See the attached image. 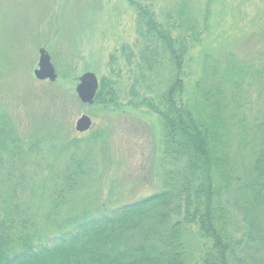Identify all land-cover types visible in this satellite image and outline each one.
Instances as JSON below:
<instances>
[{"label":"rangeland","instance_id":"1","mask_svg":"<svg viewBox=\"0 0 264 264\" xmlns=\"http://www.w3.org/2000/svg\"><path fill=\"white\" fill-rule=\"evenodd\" d=\"M183 6L200 41L185 59L176 100L194 106L204 56H211L219 63L225 116L247 119L246 138L239 137L241 127L232 128L227 151L234 170L242 175L264 157V0H0V128L22 140L27 153L12 161L16 172L0 188V207L13 196L50 238L67 219L86 221L161 189L162 172L172 166L161 167L159 119L146 101L160 103L169 70L146 68L137 19L143 11L158 23L176 21ZM41 49L55 69L53 83L33 76ZM230 68L235 83L223 79ZM205 70L211 83L213 69ZM85 73L96 76L97 93L103 92L91 106L75 93ZM108 83L117 103L105 95ZM83 115L92 125L78 133Z\"/></svg>","mask_w":264,"mask_h":264},{"label":"trees","instance_id":"2","mask_svg":"<svg viewBox=\"0 0 264 264\" xmlns=\"http://www.w3.org/2000/svg\"><path fill=\"white\" fill-rule=\"evenodd\" d=\"M168 18L158 23L140 11L137 19L146 68L169 70L160 103L146 101L159 119L161 167L172 166L162 172L161 189L86 221L67 219L50 238L42 237L33 212H21L18 200L7 195L0 207V264H264V157L242 175L234 170L227 151L232 128L241 127L239 137L246 138L247 119L225 116L223 81L216 79L219 63L211 56H204L203 67L213 69L212 82L203 69L194 106L176 100L184 88L179 78L185 59L200 32L185 6L178 20ZM124 48L128 61L130 48ZM223 79L235 83L234 68ZM103 86L117 103L112 85ZM102 96L99 91L95 101ZM11 137L2 125L0 188L13 183L12 161L27 154L22 140ZM22 177L15 179L23 182ZM68 180L73 187L74 177Z\"/></svg>","mask_w":264,"mask_h":264},{"label":"water","instance_id":"3","mask_svg":"<svg viewBox=\"0 0 264 264\" xmlns=\"http://www.w3.org/2000/svg\"><path fill=\"white\" fill-rule=\"evenodd\" d=\"M33 75L38 81L48 80L53 83L57 79L55 69L50 62V57L44 49L39 51L37 69L34 70ZM98 85L96 76L93 73L83 74L78 79V84L75 88V93L80 103L91 106L94 103ZM91 125L90 118L83 115L76 121L75 131L78 133L87 132L91 128Z\"/></svg>","mask_w":264,"mask_h":264}]
</instances>
